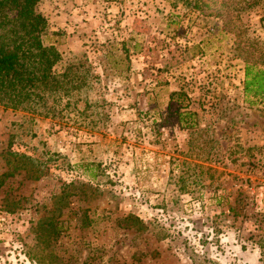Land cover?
Segmentation results:
<instances>
[{
  "label": "rangeland",
  "instance_id": "1",
  "mask_svg": "<svg viewBox=\"0 0 264 264\" xmlns=\"http://www.w3.org/2000/svg\"><path fill=\"white\" fill-rule=\"evenodd\" d=\"M35 8L101 120L0 106V264H264V0Z\"/></svg>",
  "mask_w": 264,
  "mask_h": 264
},
{
  "label": "trees",
  "instance_id": "2",
  "mask_svg": "<svg viewBox=\"0 0 264 264\" xmlns=\"http://www.w3.org/2000/svg\"><path fill=\"white\" fill-rule=\"evenodd\" d=\"M38 1L0 0V106L50 118L73 114L78 125L96 129L101 118L89 110L99 106L87 95L90 64L86 58L74 64L67 60L61 71L56 70L61 53L55 43L47 42L48 24L35 8ZM242 92L264 98L263 64L243 59ZM94 166L85 163V178H94Z\"/></svg>",
  "mask_w": 264,
  "mask_h": 264
},
{
  "label": "built area",
  "instance_id": "3",
  "mask_svg": "<svg viewBox=\"0 0 264 264\" xmlns=\"http://www.w3.org/2000/svg\"><path fill=\"white\" fill-rule=\"evenodd\" d=\"M5 221L3 219V217L0 215V231L6 230V225L4 224Z\"/></svg>",
  "mask_w": 264,
  "mask_h": 264
}]
</instances>
